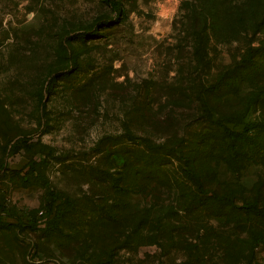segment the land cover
<instances>
[{
    "label": "rangeland",
    "instance_id": "rangeland-1",
    "mask_svg": "<svg viewBox=\"0 0 264 264\" xmlns=\"http://www.w3.org/2000/svg\"><path fill=\"white\" fill-rule=\"evenodd\" d=\"M260 211L264 0H0V264H264Z\"/></svg>",
    "mask_w": 264,
    "mask_h": 264
},
{
    "label": "trees",
    "instance_id": "trees-1",
    "mask_svg": "<svg viewBox=\"0 0 264 264\" xmlns=\"http://www.w3.org/2000/svg\"><path fill=\"white\" fill-rule=\"evenodd\" d=\"M229 134L231 136H238L239 135L238 133H235L234 131H231ZM50 195H51V199H56V198L60 197L61 200L65 201V202H68V203L71 202V199L69 197L61 196L57 191H54L52 189L50 190ZM250 206H251V208L258 210L254 204H250ZM260 212H261V214L264 215L263 211H260Z\"/></svg>",
    "mask_w": 264,
    "mask_h": 264
}]
</instances>
